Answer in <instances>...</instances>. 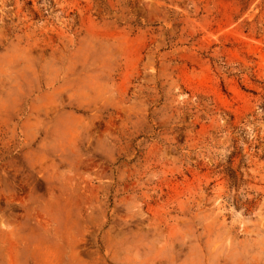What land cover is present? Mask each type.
I'll return each mask as SVG.
<instances>
[{"label": "rangeland", "instance_id": "374dc122", "mask_svg": "<svg viewBox=\"0 0 264 264\" xmlns=\"http://www.w3.org/2000/svg\"><path fill=\"white\" fill-rule=\"evenodd\" d=\"M0 264H264V0H0Z\"/></svg>", "mask_w": 264, "mask_h": 264}]
</instances>
